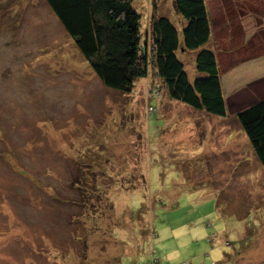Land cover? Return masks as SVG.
Here are the masks:
<instances>
[{"label": "rangeland", "instance_id": "obj_1", "mask_svg": "<svg viewBox=\"0 0 264 264\" xmlns=\"http://www.w3.org/2000/svg\"><path fill=\"white\" fill-rule=\"evenodd\" d=\"M154 1L131 0L141 44L151 14L180 37L172 0ZM206 4L232 117L248 101L226 89L264 82V0ZM194 52H175L190 82ZM222 120L150 66L129 92L103 87L44 0H0V264H264V170ZM87 163L94 189L70 192Z\"/></svg>", "mask_w": 264, "mask_h": 264}, {"label": "trees", "instance_id": "obj_2", "mask_svg": "<svg viewBox=\"0 0 264 264\" xmlns=\"http://www.w3.org/2000/svg\"><path fill=\"white\" fill-rule=\"evenodd\" d=\"M44 2L103 87L129 92L135 80L146 77L150 66L169 99L206 116H226L225 94L211 45L206 0H172L174 13L183 21L180 37L167 18L151 14L147 26L148 45L140 43L139 16L133 11L131 0ZM153 2L154 13L156 4ZM177 50L195 51L193 62L198 76L191 82L175 55ZM152 89L156 97L157 89ZM234 118L264 170V97L241 109ZM95 169L89 163L86 164L87 173L76 169L77 174L70 177L74 180L66 184L68 190L79 194V185H83V191L93 188L96 181L92 182L91 178V181L82 182L79 175L89 176L98 171ZM100 174L105 175V172L100 171Z\"/></svg>", "mask_w": 264, "mask_h": 264}, {"label": "crops", "instance_id": "obj_3", "mask_svg": "<svg viewBox=\"0 0 264 264\" xmlns=\"http://www.w3.org/2000/svg\"><path fill=\"white\" fill-rule=\"evenodd\" d=\"M153 1L154 0H152V3L154 4ZM207 9H208V7H207ZM208 14H209V19H210V24H211V35H212L211 45H212L213 49L215 50L216 60H217L218 68H219L220 80H221L222 88L224 90V87L225 86H224V83L222 81L223 74H224L223 73V68L221 67V64L219 63V57L217 56L218 55L217 54L218 53L217 50L220 48L219 47L220 43H219V40L217 39V35H214V32H213V20H212V17L210 15L209 9H208ZM222 58H223V56H222ZM248 59L247 58L246 59L243 58L241 61H242V63L243 62H247ZM240 66L241 65H239V57H238L237 60H236V62L233 60V61H231V64L229 66L227 65L226 70L227 71L228 70L231 71L232 72V75L233 74H237L238 71L235 70V69L236 68L239 69ZM255 83H256V81L255 82L246 81V83H244V85H240V86L236 87L237 89L234 88V87L233 88H230V90L229 89L228 90L226 89V93H230L228 95V97H230L232 99V105H233L232 108L236 104L241 103L239 100L240 99H243L244 98V95L247 97L246 101H248V103L247 104H242V106L240 108H237V110H235L233 112L232 117H230L229 114L227 113V105H226V116L223 117L224 120H232V118L235 117V115L241 109H243V108H245L247 106H250V105L254 104L258 98L264 97V82L263 81L260 82L261 85H258V87H257V85L256 86H254V85L251 86V84H255ZM242 90H243V92H242ZM241 92L244 93L243 97H241L242 96V93ZM224 94H225V92H224ZM225 101H226V97H225ZM224 120H222V121H224ZM222 121H220V122H222ZM229 135H231V134L229 133Z\"/></svg>", "mask_w": 264, "mask_h": 264}]
</instances>
